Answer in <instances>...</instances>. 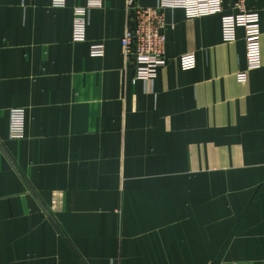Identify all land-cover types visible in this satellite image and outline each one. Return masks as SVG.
<instances>
[{
	"label": "crops",
	"instance_id": "crops-1",
	"mask_svg": "<svg viewBox=\"0 0 264 264\" xmlns=\"http://www.w3.org/2000/svg\"><path fill=\"white\" fill-rule=\"evenodd\" d=\"M88 1L0 0V264H264V35L239 82L244 30L227 44L221 15L168 10L149 85L123 54L128 0H102L73 41ZM246 7L263 15L264 0Z\"/></svg>",
	"mask_w": 264,
	"mask_h": 264
},
{
	"label": "built area",
	"instance_id": "built-area-1",
	"mask_svg": "<svg viewBox=\"0 0 264 264\" xmlns=\"http://www.w3.org/2000/svg\"><path fill=\"white\" fill-rule=\"evenodd\" d=\"M248 0H233L234 14H223V0H158L154 7H142L135 0H128V26L122 38V49L126 62L135 68V80L151 85L160 70L167 67L166 57V19L168 10H183L189 20L214 15L222 16L223 40L232 44L237 40V30H244L248 72H241L239 82L248 80L249 71L262 66L261 38L264 35V13L247 10ZM53 6L64 8L66 0H53ZM102 0H89L87 7L75 8L73 21V41H86V31L89 25L90 11L101 8ZM105 48L102 44L91 46V55L102 57ZM179 64L184 71L193 70L197 65L195 52L180 56ZM10 138L22 140L25 135L26 110L12 109L10 112Z\"/></svg>",
	"mask_w": 264,
	"mask_h": 264
}]
</instances>
